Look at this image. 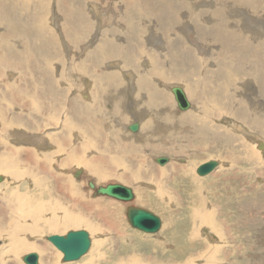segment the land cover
<instances>
[{
	"label": "rangeland",
	"instance_id": "374dc122",
	"mask_svg": "<svg viewBox=\"0 0 264 264\" xmlns=\"http://www.w3.org/2000/svg\"><path fill=\"white\" fill-rule=\"evenodd\" d=\"M4 1L6 14L0 17V164L5 166L8 164L9 158L14 157L18 160H16L18 165H16L15 167L17 168H13V170L19 172L22 178L14 180V176H11L12 168L0 171V174L4 177V180L0 183V226L8 227V234L13 237L18 226L26 225L19 223V221H21L19 217L25 215L27 210L25 208V203H18L14 199L12 193L16 190L19 191L25 199L29 196H35L46 203L58 202L60 204V210L62 207L65 208L61 210L62 212L58 209V213H54L51 209H47L41 214V219L38 222H33L37 224L33 226L35 231L25 235L23 239L26 240L28 244L33 243V245L36 246L34 249L22 250L19 254H16V250L12 249L9 240L6 238V234L3 232L0 235V241L2 242L0 248L6 246L11 250L6 258V263L26 264L23 261V257L30 252H37L40 256V264H49L50 262H55L56 264H84L88 262L87 260L99 256H106L103 258L104 263L102 264H132L131 262H133V264H181L182 262L179 260L187 262L186 258L194 250H198V253L192 259L196 261L195 264H236L240 260L245 263L248 262V250L242 252L247 245L248 239H250V241L254 239L257 242L256 244H259L262 238L261 242L262 245H264V231L260 230L258 222V226L256 227L254 224L244 223L241 220L249 210L247 207L257 204L256 206L261 205L260 207L264 208V147H260V143L264 142V133L259 134L255 132V136L261 139L259 143L253 136L249 139V137L241 135L244 138L240 136L239 139H236L235 136L231 135L232 133L227 127L228 125L226 126L222 123H225L224 121L228 118L230 122L243 124L242 121L237 119L236 109L231 107V104H227L229 101L228 99L231 97L233 102L235 101V107L241 100L245 102V106L248 109L257 110L253 107H257L256 104H258L255 82L253 81L251 85L239 79V82L233 83L230 86L231 89L239 90L240 87L245 89L244 94L247 95V97L244 95L245 97L242 96L240 98L237 94L227 96L219 93L213 96L211 93L216 91L217 87L220 86V83L215 82L214 78V73L218 69L220 57L216 54L215 49L207 55L198 50L202 49L201 42L203 43V41L198 43L200 39L190 32L194 29V26L189 19L181 21L182 26H179L182 27V29H184L183 31L186 33L178 31L176 35H166L165 38L168 39V43L177 38L176 41H179L180 50L187 51L185 49H188V51L191 50L194 52L197 62L201 63L200 67L196 68L193 66L190 68L192 79L182 76L177 80L159 79L157 81V79H154L150 75L152 70L148 61H151L155 56L165 53L166 49L162 47L163 43L159 41V38L152 29L146 34L143 33V35H140L142 38L141 41V38L137 36L136 40L132 41V45H134L131 47V50L133 51L132 60H134V58L136 59L135 61L141 65L140 69L144 74L139 73L140 75H138L142 77L145 76L144 78H147L149 81L146 88L159 91L162 101L159 100L161 104L159 107L157 106L156 110L169 107L177 118H182L188 116V114L186 115L188 112L192 113L201 109L203 112L202 121L199 123V121L195 120V118L198 117H195L193 119L195 122L192 128H186L189 130L187 132L182 131V129L173 131V128H166L160 134L153 136V139L150 141L145 139L147 137L144 135V138H142V135L138 138H134L132 136L134 134L128 130L129 133L124 135L126 128L124 127V129H122L117 127L114 119L122 121L126 126L134 121L136 122L140 114L136 112L135 106H138V108L141 106L143 110L147 108L144 102H146L145 100L149 97V91L141 86L132 85L133 88H136L135 91L137 92L134 95V99L130 98L129 95L126 96L125 94V96H121L122 94H120L116 99L117 101H111L113 107L111 102L106 101L110 98L106 99L103 93L106 91L104 89L107 85L105 83L103 84L102 81L98 82L96 76L102 71L104 72V69L111 64L123 63L122 67H120L123 72H134L135 66L127 64L128 59H126L125 55L126 50L122 53H117L116 56L110 54L109 56L112 58L105 63L102 59L98 60L96 58L97 56L94 57L91 54L93 50H97L96 52H99L97 54H99L100 57L104 55V58L108 59L106 53L110 50L104 49L105 44H102L103 38L107 35H114L109 38L112 44L114 41L116 42V40L121 38L119 35L129 34V32L127 31L126 33L124 29L126 27V14L123 19V15L121 14V6L124 1ZM188 1L199 2V0ZM135 2L142 9L141 0H135ZM153 5L155 7H160V4L154 1ZM96 7L99 10V16L94 13ZM79 8L83 13L85 12L83 22L87 25L89 24L90 27L92 25L93 29L95 28V30H93L89 28V26L88 28L86 27V32H84L85 36L83 35L82 38L80 34H76V26L73 21L76 20V17L79 21V14L77 11ZM144 11L145 13L147 12L146 10ZM1 13H3V11H1ZM110 13L113 14V16L110 15ZM52 14L54 16H52ZM115 15H117L116 18ZM100 18H102L105 23L104 27H102L101 24L102 28L99 27L100 23L98 19ZM95 19L98 23L95 22ZM107 19L109 20L106 21ZM91 20L94 23H89L92 22ZM140 20L147 21L152 28L153 26H157L154 22L152 13L142 14ZM47 23L49 24L47 25ZM40 24H42L44 28ZM113 24L115 27H113ZM135 24L139 25L141 23ZM13 25H17L18 29L15 35L10 36L11 39L9 38V43L11 44L10 47L12 48L13 55H15L16 52H20L18 58L9 57L2 39L6 29ZM160 27V31L166 32L167 28L165 29V26L160 25ZM258 27L261 28V25L259 24ZM70 30H72L73 33H69ZM112 30L114 34L110 33ZM118 30L120 31L118 32ZM48 31L50 34H48ZM52 32L53 34H51ZM97 34L100 35L98 36ZM51 35L53 36L51 37ZM77 39L80 40L79 43ZM46 41L49 42V45H45ZM116 43H119V41ZM50 44H54V46L56 45L57 47L53 45L50 46ZM125 44H120L118 47H122ZM104 50L105 53L102 54ZM168 54L170 55L171 53ZM206 57L208 60L203 62V58L206 59ZM64 60L66 62H64ZM209 64H211V66H209ZM147 66H149L150 70L147 69ZM167 66L168 65L165 66L166 69H168ZM66 71L69 73H63ZM207 71H209V73ZM187 72L190 73V70ZM75 73H77V75ZM114 75L120 76V79L119 76L118 79L120 80L119 86L122 93L128 88V83L126 80H123L124 77L120 72ZM71 79L72 81H70ZM76 79H85L91 82V85L86 89L84 85L82 86L81 83H77ZM45 80L46 82L44 83ZM137 80H139V78H136V81ZM29 81L31 82L29 83ZM43 83L44 85H42ZM240 83H245V86L244 84L240 85ZM172 84H180L185 89L190 103L192 102V106L196 107L194 110L191 109V111L189 110L184 114L179 110V113L182 114L176 115V109L174 107L176 100L174 99V94L169 89ZM246 84L249 85V87H247ZM34 85H36V88H32ZM50 87L55 88L51 90ZM108 91H110V88ZM145 91L146 93L144 94ZM251 91H256V93L253 92V98ZM29 94H31L32 97ZM234 96H236V98H233ZM127 97L129 99H124ZM131 101L133 103H130ZM172 103L174 105H172ZM118 107H120L122 114L120 110L117 109ZM109 108H111V110L113 108V110L120 115L118 116L117 113L112 114V112H114L113 110L109 113ZM122 108H124V110ZM132 111L136 112L135 115ZM197 113H199V111H197ZM152 117H154V114ZM20 118H22V120H19ZM57 120L59 122L58 124ZM215 120H217V123ZM203 121L206 125L210 126V130L212 131H215L214 128L216 127L219 141L228 143L230 146L224 148L221 146L223 144L209 140L205 142L209 147L204 146V143H199L198 145L191 144L194 137L192 133L197 132L198 136L203 133L201 131ZM118 125L120 124L118 123ZM143 127L144 125L142 128ZM17 130L25 133L27 136L25 139H28L30 136L38 138V135L40 138V136L42 137L47 134L48 147L41 149L34 144H20L14 139V132ZM165 130L169 131L167 132ZM246 130L250 131L248 128H246ZM146 131L147 129L145 127L144 133L147 135H153L154 133V130L150 132ZM26 132L28 133L26 134ZM178 132L180 133L178 134ZM181 132H185L184 135L186 137H184ZM34 133L37 136L34 135ZM222 135L223 138L221 137ZM160 136L162 138H159ZM168 138L171 139L170 142H168ZM88 140L90 144L87 145L86 142ZM172 140L174 142H172ZM147 141L148 145L145 146ZM129 142L131 144L133 143V145L135 143L136 145H134L135 148L132 150H126L128 146L127 143ZM58 144H60V147H58ZM161 145L164 146V148L155 147V149H152L154 146ZM49 147L50 150L46 149ZM18 149L21 150L22 154L18 153ZM56 149L59 151L58 156L60 160L64 156L69 155L71 159H75L76 162L70 163V166L67 167H60L62 162H56L58 161V157L55 158L52 156L55 162L52 164L51 161H47L48 163L44 164L43 161H45V158L47 156L51 157V154L55 152ZM251 149L257 154L253 158V163H248L246 157L248 158L249 153L252 151ZM159 156H168L170 162L160 165L156 162V158L154 159V157ZM210 159L218 160L220 163L219 168L209 175H198L196 168L201 163ZM65 162L69 163L70 161ZM56 163H58L57 166L55 165ZM77 166L84 170L83 176L81 174L83 179L81 178L82 180L80 179V182L74 178L72 172L75 171ZM254 166L255 168H253ZM6 167L7 166H5V168ZM90 172H93L92 174L94 175L103 173L106 176L101 181L97 182ZM23 175L29 176L24 177ZM120 175L128 177L129 180L126 182L121 180L124 177H118ZM33 176L36 177L37 181H43L42 189L38 190L36 194L32 192L34 190ZM182 178L186 179L187 184H183L179 181V179L182 180ZM91 179L98 185L118 182L131 187L134 190L135 199L130 204L148 209L159 215L162 219L160 230L156 233H145L132 227L126 215V208L129 203L109 196H93L94 190L87 184V181ZM190 179L193 181L191 182ZM21 183L23 184L21 185ZM178 185H180V187H178ZM157 188L166 192V198L160 199L155 197L158 202V199H160L158 205L157 203L153 205V203H147L141 200L142 192L143 195L149 196L151 193H154ZM194 190L197 193H195ZM42 191H45V194L41 197ZM199 208L205 211L204 213L209 214L207 219L211 215H214L215 228L219 232H217L216 229H211V224L214 222L206 226V224L202 222L203 220L193 221L192 214L194 210L198 211ZM255 209H259V206L257 208L255 207ZM64 210L72 211L74 217L82 218L86 224L83 225V227L77 228L57 226L50 230L47 222L49 220L53 221L52 217L54 215L61 217ZM117 210L119 212H117ZM110 213L112 214L110 215ZM258 217L262 218L260 215H258ZM43 228L44 232H42ZM194 228L196 229L194 230ZM78 229H84L90 233L92 241L91 247L80 259L75 261H64L62 251L52 244L47 237L53 234L64 235L70 230ZM195 231H197V233H194ZM173 236L175 237L173 238ZM190 236L196 238V242H193ZM176 237H179L180 241L181 239H185V237H188L190 241H192L191 250L188 253H182V255L187 253L183 258H173L182 252V246L184 245L183 242L178 245L181 242ZM177 245L179 249L176 247ZM173 251L177 254H174ZM0 264H5V262H2L1 257ZM96 264H99V262L96 261Z\"/></svg>",
	"mask_w": 264,
	"mask_h": 264
},
{
	"label": "bare ground",
	"instance_id": "6f19581e",
	"mask_svg": "<svg viewBox=\"0 0 264 264\" xmlns=\"http://www.w3.org/2000/svg\"><path fill=\"white\" fill-rule=\"evenodd\" d=\"M123 1H124V3L121 6L122 13L121 12L120 13L123 15L122 19L124 18L125 14H126V16H125L126 27L124 29L126 30V33L128 31L129 34L119 35V36H121V38L119 37L120 39L116 40V42L119 41V43H116L114 41L111 44L110 40H109L110 37L109 38H106V37L103 38L102 44H105V48L104 49L110 50V51H107V53H106V56L108 57V59L104 58V55L103 56L101 55V57H100V55L97 54L99 52H96L97 50H93L92 53L90 52L94 57L97 56L96 58L98 60L102 59V61L105 63L107 60L112 58L111 56H109L110 54L113 55V56H116L117 53H122L123 51L126 50L125 51L126 59H128V62L130 64H132V66H135L134 67V70H135L134 72H131V71L123 72L121 70L120 71L117 70V66H118L117 64H111V65L107 64L108 67L104 69V72L102 71L101 73H99L96 76V78L98 79V82L102 81L103 84L105 83L107 85V87L104 89L106 91L103 92V93L105 94L106 99H108V98H110V99H108L106 101L111 102L112 100H116L120 94H122L121 96H125V94H126V96L129 95L130 98H132L133 94L136 92L135 91L136 88L135 87L133 88L132 85H136V86L138 85L139 87L141 86V87L147 89L146 87L148 86V80H147V78H144L145 76L144 77L139 76L141 73L143 74V72L140 69V67H141L140 64L135 61L136 59L134 58V60H132L133 51L131 50V47L134 45V44L132 45V41L136 40L137 36L140 37V35H143V33L146 34L147 32L151 31L152 29L156 33V36L159 38V41L163 43L162 47H164L166 49V52L163 53V54H160L158 56H155V57H153L151 59V61H148L150 63V67H151V70H152V72H150L149 71L150 70L149 66H147L148 67L147 69H149L148 71L150 72V75L154 79H157V81L159 79H161V80H165V79L177 80V79H180L182 76L186 77V78H189V79H192V76H191L192 72H191L190 68L193 67V66H195L196 68H199L200 64H201L200 62H197V58H196L195 53L192 52L190 49H189L190 51H188V49H185L187 51L180 50L179 49V47H180L179 41H176L177 38L175 40L173 39V41L170 42V43H168L169 42L168 39L165 38L166 35L167 36L176 35L178 31L185 32V31H183L184 29H182V27H179V26L181 25V21H183L184 19H189L192 22L193 26H194V29L191 30L190 32H192L195 36H197L200 39V41L197 40L198 43L203 41V43L201 42L202 49H198V48H196V49L200 50L202 53H205L206 55L209 54L210 52H212L215 49L216 50V54L220 57L219 62H218V69L214 73L215 82H219L220 86L217 87L216 91H213L211 93V94H213V96L218 95V93L221 94V95H227V96L237 94L241 98L242 96L245 95L244 94L245 89L240 87L241 90L243 91L242 92L240 90V88H239V90L238 89H231L230 86L233 83L239 82L238 81L239 79L245 81V83H248V84H251L253 81L255 82L256 88H257V94H258V97H257L258 104H256L257 107H255L253 105L252 106L255 109H257L256 110L257 112L255 110L248 109L245 106V102L241 101V100H240V103L235 107V101L233 102L232 97L231 98L229 97L230 99H228L229 101L227 102V104H231L230 106L233 107L234 109H236L237 119L242 121L243 124H236L237 122H230L228 118L224 121L225 123H222V124L226 125V126L228 125L227 127L230 129V131L232 133L231 135L235 136L236 139L237 138L239 139V137L241 135H244V137L245 136L249 137V139H251V137L253 136V138L258 140V143H259L261 141V139H259L258 137L255 136V132H257L259 134H263L264 133V116H263V114H264V0H199L198 3L197 2H190L188 0H153L154 2L159 3L160 7H155L153 5V1L152 0H141L142 9L135 2V0H123ZM50 4H52V3H50ZM60 6H62V5H60ZM58 8H59V6H58ZM118 9H119V7H118ZM144 10H146L147 12L145 13ZM1 11H3V13H1ZM77 11H78V14H79V15L77 14L79 16L78 17L79 21H81V22H79L77 20V17L76 18L74 17L76 20H73V21L75 22L76 32H77V33L76 32L75 33L76 34H80V36L82 38V36L84 35V32H86V27L88 28V26H89V28H92V29H93V27H92V25L90 27L89 24L87 25L85 22H83V19L85 17V15H84L85 12L83 13L80 8ZM40 12L43 13L42 11H40ZM94 13H95V15L97 14V16L100 15L99 14V10H98L97 7L94 9ZM149 13H152V15L154 16V22L157 25L156 27L153 26V28H152V26L150 24H148L147 21L140 20V16L142 14H149ZM4 14H6L5 1L4 0H0V17H3ZM110 15L113 16V14H111V13H110ZM52 16H54V15L52 14ZM116 16L117 15H115V18H116ZM74 18H72V19H74ZM45 19H43V20H45ZM85 19H87V18H85ZM37 20H38V18H37ZM39 20H41V19H39ZM108 20L109 19H107L106 21H108ZM46 22H47V20H46ZM95 22H97L96 19H95ZM98 22L100 23V25H99L100 28L105 26L104 25L105 23L103 22L102 18L98 19ZM87 23H88V21H87ZM89 23H94V22L92 21V22H89ZM123 23H124V20H123ZM135 23H141V24L136 25ZM48 24L49 23H47V25ZM101 24H102V27H101ZM121 24H122V22H121ZM259 24L261 25V28L258 27ZM40 25H42V24H40ZM94 25H96V24H94ZM160 25L165 26V29L167 28V30H166L167 33L160 31V28H161ZM113 27H115V25ZM43 28H44V26H43ZM17 29H18L17 25H13L12 27L9 26V28H7L5 33H4L5 35L3 34V37H2L3 42H4V46L6 47V51H8V54H9L10 58H12V57H17L18 58L19 57V53H20V52L19 53L16 52V54L13 55L12 48L10 47L11 44L9 43L10 36L15 35ZM48 30H49V28H48ZM93 30H95V28ZM119 31L120 30H118V32ZM53 32H55V31H53ZM53 32L51 34H53ZM70 32H72V30H70L69 33ZM98 33H99V31H98ZM185 33H183V34H185ZM48 34H50L49 31H48ZM97 35L99 36L100 34H97ZM52 36L53 35H51V37ZM172 38H174V37H172ZM141 40H142V38L140 39V41ZM79 42H80V40H78V43ZM48 43L49 42L46 41L45 45H49ZM125 43H127V44H125ZM120 44L121 45L125 44V45L122 46V47H118V46H120ZM52 45L54 46V44H52ZM52 45L50 44V46H52ZM198 47H200V46H198ZM45 49H48V48H45ZM94 52H96V53H94ZM104 53H105V50L102 52V54H104ZM168 53H171V54L169 55ZM67 55H68V53H67ZM85 56H87V55H85ZM62 57H64V56H62ZM204 58H203V62L208 60L207 57H206V59H204ZM163 61H165V62H163ZM64 62H66V61L64 60ZM80 64H81V62H80ZM166 65H168L167 66L168 69L165 68ZM209 66H211V64H209ZM63 68H64V66H63ZM88 69H90V68H88ZM109 69H111V70H109ZM189 70H190V73L187 72ZM60 71H61V69H60ZM183 71H185V72H183ZM119 72H121V75L124 77L123 79H125L126 82L128 83V88H126V89L124 88L125 90L123 89L124 91L122 93H121L122 90H121V88L119 86L120 80L118 79V77H116L114 75L115 73L117 74ZM207 72L209 73V71H207ZM63 73H69V72L66 71V72H63ZM72 74H73V72H72ZM75 74L77 75V73H75ZM136 78H139V80L136 81ZM42 80H43V78H42ZM70 81H72V79ZM30 82L31 81H29V83ZM37 82H38V80H37ZM45 82H46V80L44 81V83ZM76 82L79 83V84L81 83L82 86L84 85V87L86 89H88L89 85H91V82L86 81L85 79L77 80ZM38 83L40 84V82H38ZM44 83L42 85H44ZM54 83H55V81H54ZM162 83H164V82H162ZM245 83H240V85L244 84V86H245ZM99 85H100V83H99ZM35 86L36 85H34V87H32V88H36ZM175 86H181V85L180 84H172L169 87L170 91H171V88L175 87ZM246 86L249 87V85H247V84H246ZM50 88H51V90H53L55 87H50ZM109 88H110V91H108ZM147 90L149 91V98H147V99H149V103L146 104V107L149 108V111H147V113L149 112V115H144L143 114L144 111L141 112L143 107L141 108V106H140V108H138V106H135L136 107V112L140 114V117L137 118V119L138 120H143L145 122H144V127L143 128L141 127V131H136L137 133L135 132V134L132 135L134 138L135 137L138 138L141 135H142V138H144L143 135L145 136V133L143 131H144L145 127H146V129H151L152 128V130H154L153 134H155V135L156 134H160L166 128L167 129L168 128H173V131L174 130L177 131V130H181L182 129V131L187 132V131H189L187 129L192 128V125L195 122V120L199 121V123L202 121L203 112H202L201 109L197 110V111H199V113H197V111L196 112H192V113L188 112V113H186V115L188 114V116L182 117V118H177L172 113L173 111L171 112V108H169V107H164L161 110L159 108L158 110H156L157 106L159 107V105L161 104L160 101H159V100H161L159 91L154 90V89H147ZM184 91H185V89H184ZM253 92L256 93V91H253ZM253 92H252V98H253V95H254ZM145 93H146V91L144 92V94ZM185 93H186V91H185ZM259 94H261V95H259ZM29 95L31 96V94H29ZM32 95H33V93H32ZM82 95H83V93H82ZM236 96H234L233 98H236ZM245 96L247 97V95H245ZM128 97L124 98V99H129ZM186 97L189 98L187 93H186ZM248 97H251V96H248ZM243 99H245V98H243ZM74 100H75V98H74ZM245 100H247V99H245ZM132 101L130 103H133ZM248 104H249V101H248ZM111 105L113 106L112 102H111ZM172 105H174V104L172 103ZM176 105L177 104H175V106H174L175 109H176L175 110L176 115L182 114V113L184 114L185 112H187L189 110L191 111V109L194 110L196 108V107L192 106V102H191V106H190L189 109L183 110L185 112L179 113L180 109H178ZM166 106H168V105H166ZM127 108L129 109L128 106H127ZM147 108L145 110H148ZM109 109H110V111H108V112L111 113L113 108H112V110H111V108H109ZM117 109L120 110V107H118ZM122 109L124 110V108H122ZM74 111H75V109H74ZM138 111H140V112H138ZM120 112H121V110H120ZM136 112L132 111V113L134 115H135ZM113 113H116V111H114ZM121 114H122V112H121ZM153 114H154V117H152ZM195 117H199V118H195ZM148 118H150V119H148ZM194 118H195V120H193ZM19 120H22V118H20ZM215 121L217 123V120H215ZM58 123L59 122L57 120V124ZM120 123H122V122L120 121ZM115 124H117V123H115ZM119 126L117 125V127H119ZM246 128H248L250 131L246 130ZM19 129H20V127H19ZM214 130L215 131L210 130V126L206 125L205 122L203 121L202 125H201V131L203 133L200 136L197 135V132L192 133L193 136H194L193 137V141L194 142L192 141L191 144L198 145L199 143H204L205 144V145L203 144L204 146H208L209 147V145H206V143H205V142H208V140H209V141H212V142L214 141L215 143L218 142L220 144H223L221 146H223L224 148H227V146H230L228 143H225L223 141H219V135L217 133V128L215 127ZM149 131H151V130H149ZM165 131L168 132L169 130H165ZM242 131H243V133H242ZM27 133L28 132H26V134ZM179 133L180 132H178V134ZM181 133H183V132H181ZM184 133L182 135L184 137H186L184 135ZM178 134H177V136H178ZM31 135H33V134H31ZM34 135H36V134L34 133ZM124 135H126L125 132H124ZM155 135H152V136H155ZM171 135H173V134H171ZM14 136H15L14 139L17 140L20 144L21 143L22 144L23 143L24 144L27 143L28 145H33L34 144V145L40 147L41 149L45 148V147H48V145H49L47 143V134L42 136V137L40 136V138H39V135H38V138H33L32 136H30L28 139H25V138H27L25 133L24 132H20V130L19 131L17 130L16 132H14ZM221 137L223 138V135ZM241 137H243V136H241ZM149 138L151 139L152 137H149ZM159 138H162V137L160 136ZM145 139H147V138H145ZM160 140H163V139H160ZM167 140H168V142L171 141V139H169V138ZM134 142H137V141H134ZM172 142H174V141L172 140ZM86 143H87V145L90 144L89 140ZM147 143H148V141L145 143L146 144L145 146L148 145ZM152 143H153V141H152ZM60 144H58V147H60ZM50 145H52V144H50ZM127 145L128 146L126 147V150H129V149L132 150L136 146L135 143H134V145H135L134 146L133 143L131 144L130 142L127 143ZM261 146L264 147V142L260 143V147ZM155 147L156 146H154L152 149H155ZM46 149L50 150V147L46 148ZM210 149H212V148H210ZM257 149H258V147H257ZM18 153L22 154L21 150L18 149ZM58 153H59V151H58V149H56V151L51 154V157L47 156L45 158V161H43L44 164L48 163L47 161H51V163L53 164V162H55V161H53V157H55V158L58 157V161H56V162H60V161L62 162L60 167H62V166L63 167L66 166L67 167V166H70V163H75L76 162V160L75 159H71V156H69V155L64 156L60 160L59 156H58ZM23 154H26V153H23ZM256 154L257 153L252 150L251 153H249L248 158L246 157V159H247L246 161L248 163H253V158H254V156ZM155 158H157V157H154V159ZM16 160L17 159H15L14 157H10L8 164L5 165V166H7L6 168H5L4 165L0 164V171H4L5 169L12 168L11 176L12 175L14 176V178H13L14 180H19L20 178H22V175H20L19 172L13 170V168H17L15 166L18 165V162H17L18 160L17 161ZM182 160H184V159H182ZM65 161H70V162L66 163ZM156 162H157V160H156ZM168 162H170V158H169ZM236 162H237V160H236ZM57 164L58 163H56L55 165L57 166ZM79 166H77L75 171H72V172L74 174V178L80 182V179L81 178L83 179L82 176L84 174V170H82ZM218 168H219V166L216 169H218ZM253 168H255V166ZM79 171H81L82 176H81V174L77 175V172H79ZM92 173L93 172H90V174H92ZM0 175L3 176L2 174H0ZM35 175H36V173H35ZM92 175L94 176V178H95V180L97 182L101 181L106 176L103 173H98V175H94V174H92ZM27 176H29V175H27ZM118 177H124L125 179L122 178L121 180H123L125 182L129 180V178L125 177V176H121L120 175ZM32 179H34L33 180L34 181V183H33L34 184L33 185L34 190L32 192L34 194H36V192L38 190L42 189L43 181L42 180H38L37 181L36 177H34V176H33ZM190 180H192V179H190ZM89 181L90 180L87 181V184H88ZM91 181H93L96 184V182L94 180L91 179ZM22 184L23 183H21V185ZM96 185L98 186V184H96ZM193 185H194V183H193ZM178 187H180V185H178ZM22 188H23V186H22ZM195 190H194V192H195ZM195 193H197V192H195ZM44 194H45V191H42L41 192V197ZM12 195L14 196V199L16 200V202L25 203L26 204L25 208L27 210V213L25 215L19 217L21 219V221H19V223L20 224H26V225L18 226L16 228V231H15V234H14L13 237H11L10 234H8V231H7L8 227H5V226L1 227L0 226V235L4 232L6 234V238L9 240V244L12 246V249L16 250V254H19L22 250L24 251L26 249H30L31 250V249L36 248V246H34L33 243L28 244L26 242V240L23 239V237L25 235L30 234V233L35 231L33 226L37 225V224H34L33 222H38L41 219V214L44 211H46L47 209H51L54 213H58L59 212L58 209L60 208V204L58 202L46 203L45 201H42L41 199L36 198L35 196L34 197L33 196H29L27 199H25L23 197V195H21L19 193V191H17V190L14 191L12 193ZM155 197L160 198V199L161 198H166V192L164 190L160 189V188L159 189L157 188L156 191L154 193H151L149 196L143 195V192L141 194V200H143V201H145L147 203H153V205H154V203H157V205H158V203L160 202V199H158L159 200V202H158L155 199ZM254 205H252L251 207H247L249 209L248 212L245 213V215L242 218L241 217L240 218H241V220L244 223L254 224L256 227L259 225L260 230L264 231V208H261L260 207L261 205H258L259 209H255V207L257 208L258 206H256L257 204L255 206ZM160 206H162V205H160ZM199 206H201V205H199ZM63 208L64 207H62L61 210H63ZM117 212H119V211L117 210ZM204 212L205 211H203L201 208H199L198 211L194 210V213L192 214V219H193V221H195V220L196 221L203 220L202 222H204L206 224V226H209L212 222L215 221L213 219L214 215H211L207 219L209 214H206ZM111 214L112 213H110V215ZM258 215L262 216V218L258 217ZM104 216H105V213H104ZM256 218H257V220H256ZM52 219H53V221L49 220L47 222L50 230L52 228H54V227H57V226H60V227L61 226H63V227H76L77 228V227H83V225L86 224V222L82 218L74 217L73 212L69 211V210H67V211L64 210V213H62L61 217H58L57 215H54L52 217ZM261 221L263 222V224H262ZM257 222H258V225H257ZM44 228H45V226H44ZM44 228L42 229V232H44ZM195 229L196 228H194V230ZM211 229L212 230L216 229L215 228V222L211 224ZM217 232H219V231L217 230ZM194 233H197V231H195ZM174 237L175 236H173V238ZM177 239L180 241L179 237ZM190 239L193 242H196V238H194L193 236H190ZM190 239L188 237H185V239H181V241H180L181 243H179V244L177 243L178 245H180L183 242L184 245L182 246L183 248L181 247L182 248V252H180V254L178 256L176 255L175 257H173L174 259L183 258L191 250L192 241H190ZM259 239H260V237H259ZM261 239L259 241V244H256L257 242L254 239L251 240V241H250V239H248L247 245H246V247L244 248V250L242 252H245L246 250H248V259L249 260L246 263L244 261L240 260L241 262L238 261L236 264H264V245H262ZM188 241H190V242H188ZM186 242H188V243H186ZM178 245L176 247H178ZM178 249H179V247H178ZM10 251L11 250L8 249L6 246H3V247L0 248V257H1L2 262H5V264H7L6 263L7 262L6 258L8 257ZM184 252H187V253L182 255V253H184ZM197 253H198V250L192 251L188 255V257L186 258L187 262H185L183 260H179V261L182 262L181 264H189V263L190 264H195L196 261H193L192 259L196 256ZM174 254H177V253L174 252ZM105 257L106 256H99L97 258H92V259L87 260L88 262H86L84 264H96V261H98L99 264L100 263L102 264V263H104L103 258H105ZM221 262H224V261H221ZM131 263L133 264V262H131ZM49 264H56V263L55 262H50ZM76 264H81V263H76Z\"/></svg>",
	"mask_w": 264,
	"mask_h": 264
},
{
	"label": "water",
	"instance_id": "95a60500",
	"mask_svg": "<svg viewBox=\"0 0 264 264\" xmlns=\"http://www.w3.org/2000/svg\"><path fill=\"white\" fill-rule=\"evenodd\" d=\"M174 94L176 103L181 110L189 109L191 103L186 97V93L181 86H175L171 88ZM140 125L138 121H134L129 125V130L132 132L138 131ZM160 165H164L169 161V157L160 156L156 158ZM220 165L218 160L210 159L201 163L196 172L200 176H206L212 173ZM81 174V171L77 172V175ZM3 176L0 175V183L3 181ZM89 187L94 190L93 196H109L114 199L127 202L129 205L126 208V215L129 223L135 229L143 231L145 233H156L162 226V219L154 212L130 204L135 199L134 190L122 183L112 182L106 185H96L93 181L88 182ZM47 239L54 244L63 253L64 261H75L80 259L86 254L92 244L90 233L84 229L70 230L64 235L53 234L47 237ZM0 241V245H1ZM23 261L26 264H40V256L37 252H30L23 257Z\"/></svg>",
	"mask_w": 264,
	"mask_h": 264
},
{
	"label": "crops",
	"instance_id": "0c3cea01",
	"mask_svg": "<svg viewBox=\"0 0 264 264\" xmlns=\"http://www.w3.org/2000/svg\"><path fill=\"white\" fill-rule=\"evenodd\" d=\"M110 33H111V34H114V33H113V30H112ZM113 36H114V35H107V36H105V37H106V38H109V37H113ZM121 64H123V63H121ZM121 64H117V65H118V66H117V70H121V69H120V67H122ZM127 64L130 65V66H132V64H130L129 62H127ZM140 66H141V65H140ZM142 69H143V68H142ZM120 73H121V72H120ZM122 74H123V73H122ZM116 76H117V75H116ZM118 76H119V75H118ZM118 76H117V77H118ZM122 78H123V77H122ZM119 79H120V76H119ZM123 80H125V79H123ZM148 82H149V81H148ZM165 88H168V87H165ZM157 91H158V90H157ZM135 93H137V92H135ZM135 93L133 94V96L135 95ZM133 96H132V98L134 99ZM148 98H149V97H148ZM174 99H175V97H174ZM112 101H113V100H112ZM145 101H146V102H144V103H145V106H146V104L149 103V99H147V100H145ZM136 102H137V101H136ZM176 104H177V103H176ZM176 106H177L178 109H180V108L178 107V105H176ZM147 109H148V110H143V108H142V111H141V112L144 111V112H143L144 115H149V112L147 113V111H149V108H147ZM180 112H185V111H183V110L181 111V109H180ZM116 113H117V112H116ZM146 113H147V114H146ZM112 114H113V112H112ZM112 114H111V115H112ZM117 115H118V113H117ZM118 116H119V115H118ZM198 118H199V117H198ZM137 120H138V119H137ZM139 121H140V122H139ZM114 122L117 123L116 126H117L118 123H119L121 127H120L119 125H118V126H119L120 128H122V129L126 126L125 124L120 123V120H118V119H114ZM121 122H122V121H121ZM138 122H139V125H141L138 131H141V127L144 125V122H145V121H143V120H138ZM142 123H143V124H142ZM122 125H123V126H122ZM129 125H130V124L127 125L128 127H127V126L125 127V128H126V131L128 130V131L131 132L132 134H135V132H132V131L129 130ZM144 130H145V129H144ZM149 130L152 131V128H151V129H147L146 132H150ZM126 131H125V134H128L129 132H128V131L126 132ZM136 133H137V132H136ZM153 135H155V134H153ZM145 136L147 137L148 140H152V139H153V136H152V135H146V133H145ZM149 137H152V138L150 139ZM156 147L164 148V146H162V147H161V146H156ZM179 181L182 182L183 184H187L186 179H184V178H182V180L179 179ZM192 181H193V180H191V182H192Z\"/></svg>",
	"mask_w": 264,
	"mask_h": 264
}]
</instances>
